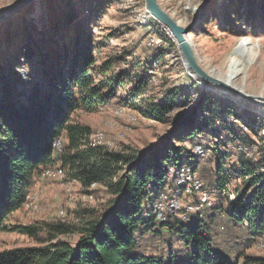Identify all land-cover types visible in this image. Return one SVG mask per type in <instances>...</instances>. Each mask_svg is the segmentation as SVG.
Returning a JSON list of instances; mask_svg holds the SVG:
<instances>
[{
  "label": "rangeland",
  "instance_id": "1",
  "mask_svg": "<svg viewBox=\"0 0 264 264\" xmlns=\"http://www.w3.org/2000/svg\"><path fill=\"white\" fill-rule=\"evenodd\" d=\"M24 1L0 0V15ZM157 3L181 27L189 29L186 38L196 60L214 78L223 80L222 74L228 69L235 47L242 39H249L258 48V55L252 64L244 65L231 86L260 97L256 100L260 101H248L197 80L186 67L168 29L146 13L145 0H33L0 21V66L12 61L23 80L35 83L42 78L39 61H50L55 53L68 64L71 56L87 44L95 60L91 70L95 79H102V70L111 65L106 75L123 74L124 82L98 111H77L72 118L87 126L92 134L102 132L101 147L109 151L130 153L162 146L175 135L193 129L201 117L209 119V132L186 140L183 145L188 151L194 145L207 151L205 157L192 152L200 170L194 177L214 198L215 207L226 208L228 199L216 187L219 162L224 165L225 175H231L233 168L245 161L259 167L264 157V128L253 124V121L264 123V0H157ZM28 48L33 53L31 58L27 57ZM242 78L244 87L240 86ZM136 87L139 90L135 98ZM203 95L226 106L238 118L225 114L222 119L211 120L201 112ZM170 100L173 105L162 120L144 114L149 113V107ZM119 108L124 110L121 116L116 115ZM131 116L138 117L139 122L131 124L128 121ZM108 122L113 123L111 127ZM228 128L249 141L234 142ZM239 143L248 146V155L238 151ZM218 153L225 156L224 160L220 161ZM50 168L60 169V164L56 162L47 169ZM44 171L34 178L24 206L6 221L8 228L34 225L42 230L35 238L11 230L0 231V252L39 247L47 241V224L79 226L84 219L96 217L106 209L110 195L104 187L96 185L86 192L69 180L67 174L57 178L45 175ZM242 187V179L229 178L231 193L237 195ZM176 188L175 181L168 178L163 193L178 198L184 206L198 200L185 197ZM32 203L38 208L33 209ZM194 216L181 210L175 219L190 223ZM219 219L220 225L224 224ZM155 230L160 231L159 235L142 238L140 250L151 255L165 254L171 245L170 230L160 223ZM57 239L74 246L78 236L70 234ZM260 241L244 250L238 264L264 260V250L258 247ZM174 247L179 248V244Z\"/></svg>",
  "mask_w": 264,
  "mask_h": 264
},
{
  "label": "trees",
  "instance_id": "2",
  "mask_svg": "<svg viewBox=\"0 0 264 264\" xmlns=\"http://www.w3.org/2000/svg\"><path fill=\"white\" fill-rule=\"evenodd\" d=\"M27 51L31 58L32 51ZM71 58L65 64L54 53L50 61H39L42 78L35 83L23 80L12 61L0 66V231L37 237L42 228H8L6 221L26 203L34 178L56 162L86 192L99 185L110 199L104 212L84 219L79 226L47 224L45 244L0 252V264H238L244 250L264 237V157L259 167L245 161L231 175H225L219 162L218 191L232 176L243 184L226 208L214 206L190 223L177 222L173 213L157 222L152 206L167 186L168 169L186 165L200 172L192 151L183 143L209 132V119L201 117L193 129L143 151L118 153L89 146L92 133L72 118L73 113L98 111L122 86L123 74L107 76L110 65L102 70V79H95L91 73L95 60L87 44ZM135 90L136 98L139 87ZM201 102V112L211 120L225 114L237 117L208 95ZM172 105L170 100L149 107L144 114L162 120ZM253 124L264 128V123ZM228 131L234 142L249 141ZM57 141L63 145L59 154L54 147ZM217 156L220 161L225 158L220 153ZM176 189L182 193L180 187ZM219 218L224 224L220 225ZM158 223L170 230L171 245L165 254H146L140 250V241L150 234L159 235ZM70 234L78 236L74 246L57 239ZM177 243L179 248L174 247ZM252 262L264 264V260L246 261Z\"/></svg>",
  "mask_w": 264,
  "mask_h": 264
},
{
  "label": "built area",
  "instance_id": "3",
  "mask_svg": "<svg viewBox=\"0 0 264 264\" xmlns=\"http://www.w3.org/2000/svg\"><path fill=\"white\" fill-rule=\"evenodd\" d=\"M123 113L124 110L122 108L116 110V115L118 116L123 115ZM139 120L140 119L138 117L134 116H131L128 119L131 124H136L139 122ZM112 124V122L107 123L109 127H111ZM219 139H222V137H219ZM102 141V132L93 133L88 139V145L92 147L102 146ZM54 147L56 153H62L63 145L61 141H57L54 144ZM238 151L240 153H243L244 155H248V146L239 143ZM192 152L197 157H205L207 155V151L205 152L200 145H194ZM44 174L57 178L66 175L65 171L61 168L46 169L44 171ZM167 176L168 178L173 179L175 181V185L177 187H180L182 189V194L185 197H198V200L196 202H191L190 204L184 206L178 198L170 197L169 195L162 193L159 196L158 200L152 206L153 213L157 222H164L167 213L176 214L181 210H185L190 215L201 217L205 211L215 206L214 198H212V196L204 190V185L202 184V182L198 178L194 177L195 173L193 172L190 166L180 165L171 167L168 169ZM221 195L226 196L229 202L234 201L236 196L234 193H231V191L228 190V184L224 186V189L221 191ZM244 202H246V200H244ZM31 207L33 209L38 208L37 204L35 203H32ZM258 247L264 250V237L261 238Z\"/></svg>",
  "mask_w": 264,
  "mask_h": 264
},
{
  "label": "water",
  "instance_id": "4",
  "mask_svg": "<svg viewBox=\"0 0 264 264\" xmlns=\"http://www.w3.org/2000/svg\"><path fill=\"white\" fill-rule=\"evenodd\" d=\"M33 0H26L20 5L12 7L7 12L0 15V21L11 13L22 10L23 6L32 2ZM146 3V13L150 15L159 24L165 26L173 35V41L176 43L182 57L184 58V63L189 71H191L200 81H204L207 84L218 87L224 91L232 93L233 95L240 96L248 101H256L260 99L258 97L250 96L243 93L241 90L236 89L227 83L214 78L212 75L204 72L196 60V57L191 49L190 44L186 40L187 34L190 32L188 28L181 27L172 17H170L166 12H164L158 5L157 0H145Z\"/></svg>",
  "mask_w": 264,
  "mask_h": 264
},
{
  "label": "bare ground",
  "instance_id": "5",
  "mask_svg": "<svg viewBox=\"0 0 264 264\" xmlns=\"http://www.w3.org/2000/svg\"><path fill=\"white\" fill-rule=\"evenodd\" d=\"M168 32L171 33L169 30ZM172 38H173V35H172ZM186 40L189 43L187 38ZM257 55H258V48L254 46L249 39L247 38L242 39L234 49L233 56L230 58L228 69L226 70L225 73L222 74L223 80H220V79L219 80L231 86V84L237 79V76L242 73L244 65L246 63L252 64L253 61L255 60V57H257ZM197 80L199 79L197 78ZM240 86L241 87L245 86V80L243 78L240 81ZM259 101L260 100L256 102H259Z\"/></svg>",
  "mask_w": 264,
  "mask_h": 264
}]
</instances>
